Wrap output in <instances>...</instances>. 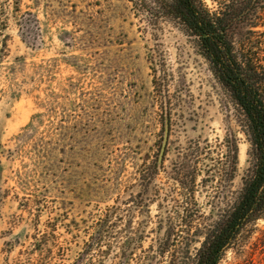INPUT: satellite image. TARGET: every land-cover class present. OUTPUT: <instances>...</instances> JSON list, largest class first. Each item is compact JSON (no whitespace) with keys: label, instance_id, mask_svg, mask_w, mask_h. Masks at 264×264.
I'll use <instances>...</instances> for the list:
<instances>
[{"label":"rangeland","instance_id":"rangeland-1","mask_svg":"<svg viewBox=\"0 0 264 264\" xmlns=\"http://www.w3.org/2000/svg\"><path fill=\"white\" fill-rule=\"evenodd\" d=\"M138 3L0 0V264H190L239 193L232 103L193 39ZM220 264H264V219Z\"/></svg>","mask_w":264,"mask_h":264},{"label":"trees","instance_id":"trees-1","mask_svg":"<svg viewBox=\"0 0 264 264\" xmlns=\"http://www.w3.org/2000/svg\"><path fill=\"white\" fill-rule=\"evenodd\" d=\"M138 0L139 10L153 28L172 22L193 39L199 54L227 94L250 143V167L235 199L221 210L190 264H220L243 232L264 219V0ZM15 13L20 11L18 4ZM0 8V60L6 56V18ZM26 12L17 24L34 27ZM34 21V24H33ZM229 180L237 166L238 149L229 142ZM45 236V234H43ZM41 246V238L34 237ZM41 252V247L38 248Z\"/></svg>","mask_w":264,"mask_h":264},{"label":"water","instance_id":"water-1","mask_svg":"<svg viewBox=\"0 0 264 264\" xmlns=\"http://www.w3.org/2000/svg\"><path fill=\"white\" fill-rule=\"evenodd\" d=\"M167 138H168V122H167V118H166L163 144H162V148H161V151H160V155L158 157V165H161V162L163 160V153H164V149H165V146H166V143H167Z\"/></svg>","mask_w":264,"mask_h":264}]
</instances>
